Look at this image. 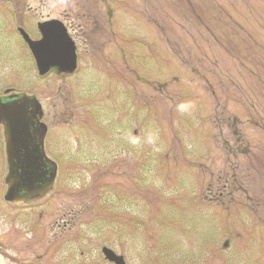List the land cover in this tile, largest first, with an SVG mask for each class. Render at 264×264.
<instances>
[{
	"label": "rangeland",
	"instance_id": "1",
	"mask_svg": "<svg viewBox=\"0 0 264 264\" xmlns=\"http://www.w3.org/2000/svg\"><path fill=\"white\" fill-rule=\"evenodd\" d=\"M17 6L66 19L78 66L43 94L50 193L4 199L0 128V264H264V0H0V24Z\"/></svg>",
	"mask_w": 264,
	"mask_h": 264
},
{
	"label": "flooded vegetation",
	"instance_id": "2",
	"mask_svg": "<svg viewBox=\"0 0 264 264\" xmlns=\"http://www.w3.org/2000/svg\"><path fill=\"white\" fill-rule=\"evenodd\" d=\"M16 16L5 18L7 22L0 24V67L6 62L11 66L9 74L3 77L0 74V103L1 104H24L23 110L27 113V124L30 131L27 150L36 149L39 137L35 133L36 128H43L44 134L41 140V157L39 167L48 170L51 167L58 168L57 158L49 151L48 139L50 138V122L47 121V112L44 106L43 94L50 88L51 77L65 80L68 76L59 66L52 65L50 58L45 59L44 69L39 70L37 60L29 48L28 41L37 42L43 37V33H51L53 26L46 25L48 21L57 20V32L63 29L70 35L73 31L72 25L66 19L57 17H43L36 15L31 6H17ZM20 9V10H19ZM71 36V35H70ZM62 87V83L60 88ZM39 104V105H38ZM40 114V115H39ZM2 132L3 156L5 157L4 128L0 125ZM24 151L21 152V157ZM21 157L19 159L21 160ZM39 182H44V176Z\"/></svg>",
	"mask_w": 264,
	"mask_h": 264
},
{
	"label": "water",
	"instance_id": "3",
	"mask_svg": "<svg viewBox=\"0 0 264 264\" xmlns=\"http://www.w3.org/2000/svg\"><path fill=\"white\" fill-rule=\"evenodd\" d=\"M56 21L46 23L53 26L51 33H43L40 41L28 40L29 47L37 60L39 70L44 69L46 58L52 60V65H57L63 71L72 73L76 68L75 46L65 30L59 33L56 29ZM24 104H1L0 103V124L4 127L5 153L7 163V175L5 183L7 190L4 199L8 202L19 204L28 199L44 195L51 187L55 176V168L43 170L39 167L41 157V140L45 127L36 128L35 133L39 137V144L32 151L27 150L29 145L30 131L23 110ZM40 115V114H39ZM24 155L21 157V152ZM21 157V160L19 159ZM44 176V182H39ZM223 246H227V241ZM104 258L114 264H126L122 255L116 254L108 247H102Z\"/></svg>",
	"mask_w": 264,
	"mask_h": 264
}]
</instances>
